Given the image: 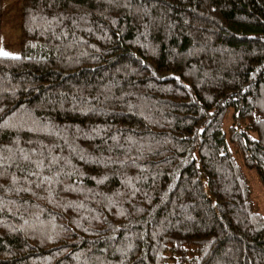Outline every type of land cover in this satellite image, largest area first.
I'll return each mask as SVG.
<instances>
[{"label": "trees", "instance_id": "1", "mask_svg": "<svg viewBox=\"0 0 264 264\" xmlns=\"http://www.w3.org/2000/svg\"><path fill=\"white\" fill-rule=\"evenodd\" d=\"M20 47L0 264H264V0H22Z\"/></svg>", "mask_w": 264, "mask_h": 264}, {"label": "rangeland", "instance_id": "2", "mask_svg": "<svg viewBox=\"0 0 264 264\" xmlns=\"http://www.w3.org/2000/svg\"><path fill=\"white\" fill-rule=\"evenodd\" d=\"M21 12L22 0H4L0 53L7 52L9 57H18L21 54ZM230 125L231 115L226 119L225 128L228 129ZM245 172L253 188V201L264 215V187L254 172L247 169Z\"/></svg>", "mask_w": 264, "mask_h": 264}, {"label": "snow or ice", "instance_id": "3", "mask_svg": "<svg viewBox=\"0 0 264 264\" xmlns=\"http://www.w3.org/2000/svg\"><path fill=\"white\" fill-rule=\"evenodd\" d=\"M0 54H3V55H5V56H7V55H8V53H7V52H3V53H0Z\"/></svg>", "mask_w": 264, "mask_h": 264}]
</instances>
